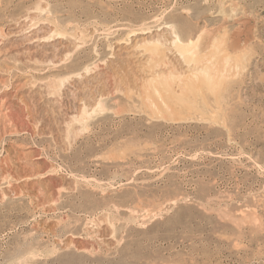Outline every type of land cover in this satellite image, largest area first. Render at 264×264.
Returning a JSON list of instances; mask_svg holds the SVG:
<instances>
[{"label":"rangeland","instance_id":"1","mask_svg":"<svg viewBox=\"0 0 264 264\" xmlns=\"http://www.w3.org/2000/svg\"><path fill=\"white\" fill-rule=\"evenodd\" d=\"M0 264H264V0H0Z\"/></svg>","mask_w":264,"mask_h":264},{"label":"bare ground","instance_id":"2","mask_svg":"<svg viewBox=\"0 0 264 264\" xmlns=\"http://www.w3.org/2000/svg\"><path fill=\"white\" fill-rule=\"evenodd\" d=\"M168 28V27H167ZM163 36V35H162ZM191 40V39H190ZM161 41V40H160ZM176 41V40H175ZM174 41V42H175ZM189 41V40H188ZM196 42V41H195ZM195 42H193V43H195ZM180 43V42H179ZM185 43V42H184ZM187 43V42H186ZM163 44V43H162ZM178 44V43H177ZM196 44V43H195ZM194 44V45H195ZM199 44H200V42H199ZM173 45V44H172ZM194 45H192V51H193V49H194V47L196 46H194ZM181 47H182V45H181ZM180 47V48H181ZM189 47V46H188ZM197 47V46H196ZM209 47V46H208ZM184 48V47H183ZM190 48V47H189ZM186 49H188V48H186ZM161 50H163V49H161ZM167 50V49H166ZM183 50V49H182ZM189 50V49H188ZM213 50H216V49H213ZM151 51V50H150ZM190 51V50H189ZM230 51V50H229ZM148 52V51H147ZM153 52V51H152ZM155 52H157V51H155ZM184 52V51H183ZM198 52V51H197ZM218 52V51H217ZM171 53V52H170ZM182 53V52H181ZM199 53V52H198ZM212 53V52H211ZM152 55H153V53H151ZM187 54V53H186ZM191 54V53H190ZM217 54V53H216ZM220 54V53H219ZM190 56V55H189ZM198 56V55H197ZM149 57V56H148ZM152 57H154V56H152ZM187 62H188V60L186 61V64H187ZM207 62V61H206ZM183 65H184V63H183ZM223 65V64H222ZM191 66V65H190ZM200 66V65H199ZM226 66V65H225ZM223 67V66H222ZM228 67V66H227ZM227 67H225V68H227ZM189 68V67H188ZM201 68V67H200ZM211 69V68H210ZM219 70H220V68H219ZM198 72H200V70L198 69ZM211 71H209V69L208 70H204V69H202V72H200L198 75H200V78L203 80V81H205L206 82V84H208V87H210V86H215L216 84L214 83V84H212V82H214L213 81V79L211 78V73H210ZM216 72V71H215ZM214 73V72H213ZM161 74V73H160ZM166 74V73H165ZM174 74V73H173ZM163 75V74H162ZM167 75V74H166ZM170 75V74H169ZM217 75V74H216ZM215 75V76H216ZM159 76V75H158ZM165 76V75H164ZM164 76H163V78H164ZM214 76V75H213ZM212 76V77H213ZM199 77V76H198ZM158 78H160V77H158ZM166 78V77H165ZM217 78V77H216ZM225 78V77H224ZM167 79H168V75H167ZM199 79V78H198ZM150 80V79H149ZM152 80V79H151ZM166 80V79H165ZM217 80V79H216ZM152 82V81H151ZM167 82H169L168 80L167 81H162V83L165 85V84H167L168 85V87H169V84L167 83ZM222 81H220V83H221ZM171 83V82H170ZM220 83H218V85L220 84ZM162 84V85H163ZM183 84V83H182ZM213 87H210L211 89H213ZM217 87V86H216ZM195 88V87H194ZM219 88V87H218Z\"/></svg>","mask_w":264,"mask_h":264}]
</instances>
